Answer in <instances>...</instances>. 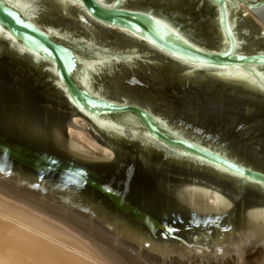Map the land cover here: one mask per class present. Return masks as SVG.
I'll use <instances>...</instances> for the list:
<instances>
[{
    "label": "water",
    "instance_id": "95a60500",
    "mask_svg": "<svg viewBox=\"0 0 264 264\" xmlns=\"http://www.w3.org/2000/svg\"><path fill=\"white\" fill-rule=\"evenodd\" d=\"M244 13L0 0V182L166 264L263 258L264 34Z\"/></svg>",
    "mask_w": 264,
    "mask_h": 264
},
{
    "label": "bare ground",
    "instance_id": "6f19581e",
    "mask_svg": "<svg viewBox=\"0 0 264 264\" xmlns=\"http://www.w3.org/2000/svg\"><path fill=\"white\" fill-rule=\"evenodd\" d=\"M234 1L245 11L246 15L244 14V16L247 17L250 14L249 16L255 18L258 23H262L241 0ZM81 119L80 117H76L74 124L78 127L82 126L83 129L89 131V126L86 125L87 123H83V119ZM68 135L80 141L96 154L114 156L111 150H107L106 147V149L102 148L96 142L89 139L82 131L68 128ZM55 218H52L47 212L45 213L34 206L19 201L15 196H10L8 192L0 190V264H128L127 260L103 244L98 243L95 239L89 238L88 235L83 234L75 226L66 224L63 220V222L58 221ZM81 223L79 224L81 225ZM82 225L88 226L84 222ZM96 229L102 232L111 242L133 252L138 259L150 264H166L116 239L102 229L98 227ZM92 231H94V228ZM81 239L86 240L88 244H86L87 242L84 243ZM97 240L99 241V239ZM66 249H69L71 253H69V250L67 252ZM131 258L128 259L131 260ZM139 261L136 262L140 263ZM132 263L135 264L133 261ZM251 264H264V257Z\"/></svg>",
    "mask_w": 264,
    "mask_h": 264
},
{
    "label": "rangeland",
    "instance_id": "374dc122",
    "mask_svg": "<svg viewBox=\"0 0 264 264\" xmlns=\"http://www.w3.org/2000/svg\"><path fill=\"white\" fill-rule=\"evenodd\" d=\"M245 15H246V13H244ZM243 14V15H244ZM250 15V14H249ZM255 19V18H254ZM258 23V22H257ZM259 25H260V27L263 29V31L261 32V34H263L264 33V23H258ZM82 120V119H81ZM82 122L83 123H85L86 124V122L84 121V120H82ZM87 125V124H86ZM80 128H82V126H79ZM88 128H90V127H88ZM83 129V128H82ZM85 130V129H84ZM87 131V130H86ZM98 144V143H97ZM99 145V144H98ZM99 146H101V145H99ZM102 148H105V147H103V146H101ZM106 149V148H105ZM108 150V149H107ZM111 152V151H110ZM112 153V152H111ZM114 153H112V155H113ZM114 157V156H113ZM0 190L2 191L3 190V192H8V194L10 195V196H12V197H14L15 196V198L16 199H18L19 201H22V202H25L26 204H28V205H31V206H34V207H36V208H38V209H40L41 211H43V212H47V214L48 215H50L52 218H55L56 220H58V221H61V222H63L64 221V223H66V224H70L71 226H75L78 230H80L83 234L85 233L86 235H88V237L89 238H92V239H95V241H97L98 243H100V244H103L105 247H107L108 249H111L114 253H116V254H118L120 257H122V258H124L125 260H127V263L128 264H131V262L133 261V262H135V264H137L138 262H136V261H139L140 259H138L137 258V256H135L134 255V253L133 252H131V251H129V250H127L126 248H123V247H121L120 245H118V244H116V243H113V242H111L106 236H104L103 235V233L102 232H100V231H98V229H96V227L95 226H93L92 224H89L88 225V222H86V221H82V219H79V218H77V217H74V216H72V215H70V214H66V213H63V211H60V210H57L56 208H52L51 206L49 207L48 205H46L45 203H43V202H40V201H38V200H35V199H33V198H31L30 196L28 197V195H26V194H24V193H22V192H20L19 193V191L18 190H16V189H14V188H12V187H8L7 185H5L4 183H2V182H0ZM2 187H4V188H2ZM7 190V191H6ZM19 198H21V199H19ZM29 199V200H28ZM29 202H30V204H29ZM44 209H45V211H44ZM70 215V216H69ZM54 216V217H53ZM72 216V217H71ZM74 217V219H72ZM76 218V219H75ZM63 220V221H62ZM78 223H77V222ZM82 222V223H81ZM83 222H84V224H86V225H88V226H85V225H82L83 224ZM79 223H81V225L79 224ZM93 226V227H92ZM89 227H92V228H89ZM86 228V229H85ZM93 228H94V231H95V233H93L94 231H92L93 230ZM91 231H92V233H91ZM97 231H98V233H99V236H98V233H97ZM91 233V234H90ZM96 236H95V235ZM102 234V235H101ZM95 236V237H94ZM98 236V237H97ZM104 236V237H103ZM78 237V236H77ZM97 239H99V241L97 240ZM108 240V242H107V240ZM82 241H84L83 239H81ZM101 241V242H100ZM87 241L85 240L84 241V243H86ZM105 242V243H104ZM108 243V245H107V243ZM111 243V244H110ZM86 244H88V242L86 243ZM110 244V245H109ZM118 245V246H117ZM113 247V248H111V247ZM110 247V248H109ZM115 247V248H114ZM116 248H118V249H116ZM121 248V249H120ZM114 249V250H113ZM122 251H120V250ZM67 250V252H68V250L69 249H66ZM119 250V251H118ZM125 250V251H124ZM119 252V253H118ZM69 253H71L70 252V250H69ZM124 253V254H123ZM121 255H123V256H121ZM125 256V257H124ZM128 256V257H127ZM82 257V256H81ZM132 257V258H131ZM83 258V257H82ZM128 258H131V260H129ZM134 258V259H133ZM136 259V260H135ZM135 260V261H134ZM140 263H138V264H150L149 262H146V261H144V260H140L139 261ZM133 264V263H132ZM152 264V263H151Z\"/></svg>",
    "mask_w": 264,
    "mask_h": 264
}]
</instances>
